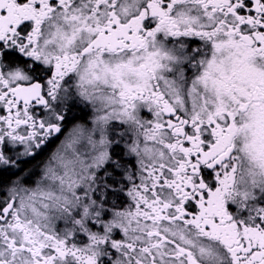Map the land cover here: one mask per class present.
I'll return each instance as SVG.
<instances>
[{"label":"snow or ice","instance_id":"obj_1","mask_svg":"<svg viewBox=\"0 0 264 264\" xmlns=\"http://www.w3.org/2000/svg\"><path fill=\"white\" fill-rule=\"evenodd\" d=\"M0 264H264V0H0Z\"/></svg>","mask_w":264,"mask_h":264}]
</instances>
